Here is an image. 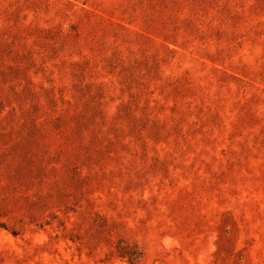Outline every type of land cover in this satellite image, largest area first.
I'll return each mask as SVG.
<instances>
[{
	"label": "rangeland",
	"instance_id": "obj_1",
	"mask_svg": "<svg viewBox=\"0 0 264 264\" xmlns=\"http://www.w3.org/2000/svg\"><path fill=\"white\" fill-rule=\"evenodd\" d=\"M0 264H264V0H0Z\"/></svg>",
	"mask_w": 264,
	"mask_h": 264
}]
</instances>
